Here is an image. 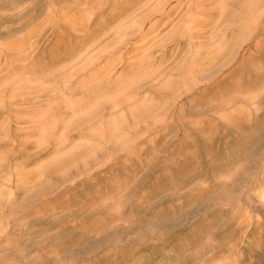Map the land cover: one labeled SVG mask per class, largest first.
<instances>
[{"label": "rangeland", "instance_id": "374dc122", "mask_svg": "<svg viewBox=\"0 0 264 264\" xmlns=\"http://www.w3.org/2000/svg\"><path fill=\"white\" fill-rule=\"evenodd\" d=\"M51 1L0 0L7 94L85 75L119 100L113 116L106 89L96 135L76 127L41 144L13 131L24 140L0 171V264H264V1L211 23L188 13L192 43L174 32L178 0L162 18L142 9L165 0ZM118 38L128 45L111 53Z\"/></svg>", "mask_w": 264, "mask_h": 264}, {"label": "bare ground", "instance_id": "6f19581e", "mask_svg": "<svg viewBox=\"0 0 264 264\" xmlns=\"http://www.w3.org/2000/svg\"><path fill=\"white\" fill-rule=\"evenodd\" d=\"M93 1V0H92ZM111 1V0H110ZM145 1V0H144ZM149 1V0H148ZM152 1V0H151ZM155 0H153L154 2ZM160 1V0H159ZM169 0H165V1H160L159 3H157L155 6H154V9L153 10H150V9H142V10H145L146 12L148 11V14L149 15H154L155 13H159L161 15V18L164 16L166 17V15H170V11L168 12L167 9H166V5H167V2ZM244 0H178V5H176L179 9H180V12H184V14L180 17L179 19L177 20L176 24H175V21L176 19L172 20L174 21V23H172L175 27L174 28V32L176 34H179L181 36H179V38H187L189 41L188 43H192L193 40L195 39L196 35H197V31L198 30H193V26L191 27H188V28H185L184 25L185 23L187 22H184V19L185 17L183 16H186L188 13L191 14L190 16H192L194 13H202V11L204 10L206 12V14H202L204 16L207 17V21L211 20V22L213 21V17L215 18V15L218 14V12L221 14V17L226 15L228 11L231 10L232 7L234 6H240L241 8L243 6H241L242 2ZM247 1V0H246ZM251 1V0H250ZM249 1V2H250ZM264 1V0H263ZM262 1V2H263ZM4 2V0H3ZM7 2V1H6ZM50 2H52L50 0ZM54 2V1H53ZM56 2V1H55ZM54 2V4H55ZM66 2V1H65ZM94 2V1H93ZM96 2V1H95ZM100 2V1H99ZM122 2V1H121ZM124 2V1H123ZM150 2V1H149ZM156 2V1H155ZM154 2V3H155ZM182 2H185L184 5H181L183 4ZM212 2V3H211ZM248 2V3H249ZM2 3V1H1ZM59 3V2H58ZM67 3V2H66ZM116 3V2H115ZM118 3V2H117ZM120 3V2H119ZM128 3V2H127ZM126 3V4H127ZM147 3V2H146ZM169 3V2H168ZM253 3L255 4L256 6L259 4H262L261 2L258 4L255 3V0L251 1L250 4ZM5 4V3H4ZM54 4H53V8L54 7ZM62 4V3H61ZM70 4V3H69ZM100 4V3H99ZM125 4V3H124ZM123 4V6H124ZM125 4V6H127ZM131 4V3H130ZM145 4V3H144ZM210 4V5H209ZM74 5V4H72ZM71 5V6H72ZM106 5V4H105ZM118 5V4H117ZM116 5V6H117ZM148 4L145 5V7L147 6ZM150 5V4H149ZM213 5V6H211ZM243 5H244V2H243ZM56 6V5H55ZM77 6V5H76ZM115 6V4L113 5V7ZM175 6V7H176ZM208 6V7H207ZM245 6V5H244ZM251 7V12L253 11V9H255L256 7H253V5H249ZM258 6V7H259ZM59 7V6H58ZM56 7V9L58 8ZM83 7V6H82ZM85 7V6H84ZM98 7V6H97ZM119 7V6H117ZM122 7V5H121ZM119 7V8H121ZM144 7V6H143ZM151 7V6H150ZM174 6H173V9H176ZM206 7V8H205ZM245 7H248L247 5ZM263 7V5L261 6V8ZM92 8V7H91ZM103 8V7H102ZM105 8V7H104ZM126 8V7H124ZM177 8V9H178ZM264 8V7H263ZM130 9V8H129ZM172 9V7H171ZM170 9V10H171ZM260 8H258L259 10ZM92 10V9H90ZM112 10V9H111ZM115 10V9H114ZM112 10V11H114ZM122 10V9H120ZM119 10V11H120ZM128 10V9H127ZM126 10V11H127ZM142 10H138V11H142ZM246 10H249V8H247ZM257 10V8H256ZM85 11V10H84ZM116 11H118L116 9ZM118 11V12H119ZM233 11V10H232ZM241 11V10H240ZM250 11V10H249ZM88 12V10H87ZM115 12V11H114ZM116 12V13H118ZM125 12L122 11V12H119L120 14H123ZM177 12H179L177 10ZM239 12V11H237ZM245 12V10H244ZM256 12H260V11H256ZM261 12H263L261 10ZM112 13V12H111ZM173 13V11L171 12ZM242 13V11L240 12ZM239 13V14H240ZM113 14V13H112ZM119 14V15H120ZM125 14V13H124ZM123 14V15H124ZM174 14V13H173ZM171 14V15H173ZM182 14V13H180ZM229 14V13H228ZM237 14V13H235ZM238 14V15H239ZM253 14V13H252ZM251 14V15H252ZM257 14V13H256ZM255 14V17L257 20H255L256 22H254L252 20V22L254 23H257L258 21V18ZM259 14V20H261V13H258ZM113 15H117V14H113ZM158 15V14H156ZM159 15V16H160ZM175 15V14H174ZM201 15V16H202ZM236 15V16H238ZM241 15V14H240ZM243 15V14H242ZM176 16V15H175ZM188 16V15H187ZM194 16V15H193ZM212 16V18H211ZM227 16V15H226ZM248 17V15L244 14V17ZM250 16V15H249ZM113 17V16H112ZM205 17V18H206ZM220 17V18H221ZM230 17V15H229ZM234 17V16H233ZM252 17L254 18V15H252ZM264 17V16H263ZM262 17V18H263ZM160 18V17H159ZM176 18V17H175ZM193 17H191V19H189V21L191 20H194L192 19ZM204 18V19H205ZM188 20V18H187ZM162 21V19H161ZM160 21V22H161ZM206 21V23H207ZM159 22V20H158ZM198 22V21H196ZM196 22L194 21L193 23L197 26L198 28V25L196 24ZM210 22V21H209ZM210 22V23H211ZM251 22V21H250ZM162 23V22H161ZM193 23H189L190 25L193 24ZM204 23V22H203ZM201 23V25L203 24ZM260 23V22H258ZM255 24V25H258ZM83 24V23H82ZM82 24H80L82 26ZM108 24V23H107ZM145 24V23H144ZM160 24V23H159ZM200 24V23H199ZM205 24V23H204ZM142 25V24H141ZM172 25V26H173ZM194 25V27H195ZM200 25V26H201ZM216 25V24H215ZM79 26V25H78ZM84 26V25H83ZM101 26V25H100ZM99 26V27H100ZM103 26V25H102ZM135 26V25H134ZM155 25H150L151 28H149V32L147 34H152V33H155L158 29L156 28V26L154 27ZM199 26V27H200ZM205 26V25H204ZM203 26V27H204ZM220 26V25H219ZM247 26H248V23H247ZM264 26V25H263ZM3 27V26H2ZM77 27V25H76ZM86 28V25L84 26ZM98 27V29H99ZM104 27V26H103ZM101 27V29L103 28ZM108 27V26H107ZM242 27V26H241ZM84 28V30H85ZM144 28V27H143ZM159 28V27H158ZM202 28V26L200 27ZM246 28V27H245ZM74 31H76L75 29L76 28H73ZM73 29L71 30L73 32ZM105 29V28H104ZM125 29V28H124ZM142 29V28H141ZM157 29V30H156ZM196 29V27L194 28ZM199 29V28H198ZM207 30L206 31H210L208 28H206ZM247 29V28H246ZM77 30H80V28L77 27ZM83 30V29H82ZM88 30V29H87ZM100 30V29H99ZM97 30V31H99ZM135 30V29H134ZM144 30V29H143ZM244 30V29H243ZM0 31H1V28H0ZM81 31V30H80ZM139 31V30H138ZM141 31V30H140ZM250 31V30H249ZM257 31V30H256ZM3 32V31H2ZM82 32V31H81ZM93 32V31H92ZM100 32V31H99ZM136 32V31H135ZM144 35H140V38L141 39H145L147 34L144 30ZM197 32V33H196ZM84 33V32H83ZM94 33H97V32H94ZM94 33H85V35L81 36V38L83 39H88L87 42L89 43H97L99 41H101V35H94ZM129 33V32H128ZM132 33V32H131ZM139 33V32H138ZM142 33V31H141ZM1 32H0V36H1ZM125 34V32H124ZM159 34V33H158ZM158 34H155L154 36H152V38L149 40V41H153V39L158 35ZM134 35V33H133ZM139 35V34H138ZM135 36V35H134ZM159 36V35H158ZM213 36V35H212ZM79 37V38H80ZM105 37V36H104ZM112 37V36H111ZM128 37V35H127ZM133 37V36H132ZM138 37V36H137ZM244 37V36H243ZM115 38V37H113ZM122 38V36H121ZM126 38V36H125ZM136 38V36H135ZM82 39V40H83ZM127 39V38H126ZM162 40L163 42V39L162 38H158L157 41L159 40ZM112 41H109L108 44H106V48H108V50H114L112 51L111 53L115 52L119 47L123 46L124 44H126V42L121 41L118 39H111ZM128 40V39H127ZM86 42V40H84ZM118 42V44H116V42ZM126 41V40H125ZM155 41V42H157ZM83 42V41H81ZM86 42V43H87ZM105 42V41H104ZM153 42V43H155ZM85 43V44H86ZM88 43V44H89ZM131 43V41H130ZM138 43V42H137ZM83 44V43H82ZM87 44V45H88ZM135 44V42H134ZM148 43L146 42V45ZM225 44V43H224ZM32 45V44H31ZM30 45V46H31ZM95 45V44H94ZM128 45V44H126ZM125 45V46H126ZM24 46V45H22ZM33 46V45H32ZM79 46V45H78ZM144 46V45H143ZM148 46V47H147ZM147 46H145L147 48V50H150L152 49V47H149L150 45L148 44ZM80 47V46H79ZM142 47V46H141ZM140 47V48H141ZM25 48V47H24ZM34 48V46H33ZM150 48V49H149ZM17 49V48H16ZM19 49V48H18ZM26 49V48H25ZM81 49V48H80ZM79 49V50H80ZM136 49H139L138 47ZM13 50V49H12ZM83 50V49H82ZM105 50V49H104ZM103 50V51H104ZM141 50V49H140ZM15 51V50H14ZM26 51H29V50H26ZM67 51V50H66ZM71 51V50H70ZM84 51V50H83ZM102 51V49H101ZM106 51V50H105ZM234 51V50H233ZM237 51V50H236ZM16 52V51H15ZM13 53L14 55L17 53ZM22 52V51H20ZM150 53H152V50L149 51ZM69 52H67L66 54H68ZM71 53H74V52H71ZM80 53V52H79ZM143 53V52H142ZM146 53V51H145ZM21 54V53H20ZM75 54V53H74ZM99 54V53H98ZM153 54V53H152ZM151 54V58H153ZM18 55V53H17ZM71 55V54H70ZM22 58L25 59V55H21ZM143 57V56H142ZM148 57V56H147ZM21 59V58H20ZM23 59V60H24ZM30 59V58H29ZM28 59V60H29ZM112 59V58H110ZM19 60V59H18ZM143 60V59H142ZM145 60V59H144ZM143 60V61H144ZM148 60L150 61V59L148 58ZM148 60H145L146 62ZM25 61V60H24ZM31 61V60H29ZM29 61H25L27 63H29ZM152 61V60H151ZM142 62V61H141ZM145 62V63H146ZM143 63V64H145ZM149 63V62H148ZM94 64V63H93ZM3 65V64H2ZM22 65V64H21ZM20 65V66H21ZM31 65V64H29ZM19 66V67H20ZM96 66V65H95ZM32 67H33V64H32ZM31 67V68H32ZM26 68V66L24 67ZM23 67L22 68H19V69H24ZM29 68V67H28ZM95 68V67H94ZM93 67L91 68H88V72L91 71L92 72V69H94ZM13 69V68H12ZM18 69V68H17ZM47 69V67H46ZM16 70V69H15ZM13 69V71H15ZM25 70V69H24ZM28 70V69H27ZM30 72V71H29ZM86 72V71H85ZM80 73V72H78ZM63 74V73H62ZM70 75V73H69ZM68 74H66V76L68 77L69 76ZM72 75V74H71ZM88 75V74H87ZM90 75V73H89ZM65 76V77H66ZM74 76V75H72ZM85 76V75H84ZM84 76L81 77V83L82 85L81 86H78L80 83H77L76 85V82L74 81H69L70 79L66 80L63 79V83H61V85H54L51 87H48V90H45V89H35L34 86L32 87L31 86H28L26 88H24L25 90H33L35 89V93H41V95H36L33 94L34 96L32 97H29L27 96V98L25 97V94L27 93H20V92H17L16 90L15 91H12L9 95L7 94V89L5 88V81H0V145L3 144L4 142L8 141L10 143V147L8 149L7 152H4L0 149V171H4V170H7V168L9 167V163H10V156H12L16 150H17V147L19 144L22 143V139H18L15 135H12L13 131H24L26 132L29 137L28 138H33V136H35L36 133L40 134V137L38 139H35V141L37 142H40L41 144L43 143H52V141L54 140H58V135L61 134L62 136H66L68 134V131L71 130L72 128H76V127H81L83 128L84 130L86 131H90L91 133L95 134L96 135V131L93 130L94 129V123L96 121L97 125L100 124L102 122H104V118L102 119V111L104 110L105 108V104L102 105V102L104 101L105 98H109V96H107V90H108V95H110V100H106L107 103L109 104V108L112 112V115H116L115 113V110L117 108V93H116V87H110L109 89L105 88L106 86L103 84V81L105 80H100V81H97L98 83L96 82H92L90 79V81L86 82L84 80ZM92 76V75H91ZM107 76V74H106ZM2 77V76H0ZM44 77V76H43ZM70 77V76H69ZM76 77V76H74ZM86 77V76H85ZM98 77V76H97ZM3 79H5L4 77H2ZM0 78V80L2 79ZM107 78V77H106ZM2 79V80H3ZM76 79V78H74ZM73 79V80H74ZM79 79V78H78ZM76 79V80H78ZM108 79V78H107ZM15 81V80H14ZM65 81V82H64ZM108 81V80H107ZM34 82V81H33ZM117 82V81H115ZM38 83V81H37ZM96 83V84H95ZM35 84V83H34ZM106 84V83H105ZM111 84V82H110ZM113 84V82H112ZM115 84V83H114ZM8 85V84H7ZM36 85V84H35ZM109 87L110 85L107 84ZM117 85V84H116ZM118 86V85H117ZM43 87V86H42ZM8 88V87H7ZM6 89V91H5ZM107 89V90H106ZM14 90V89H13ZM116 90V91H115ZM27 92V91H26ZM119 92V91H118ZM33 93V92H32ZM68 94L69 96H66L65 94ZM78 94V96H77ZM117 94V95H116ZM29 95V93H28ZM41 96H44V97H41ZM118 100H119V95H118ZM105 102V101H104ZM106 110V109H105ZM101 117V118H100ZM104 117V116H103ZM115 120V117H113V121ZM18 121H22L23 123L25 122L26 123V126L22 125V126H19V128H15V123L18 122ZM92 121H95V122H92ZM100 122V123H99ZM51 124H55V129L57 128V132L56 130L52 127H50ZM103 125V123H102ZM93 126V127H92ZM50 128H51V131H50ZM98 128V127H97ZM96 129V128H95ZM49 130V131H48ZM98 130V129H96ZM53 138H56L52 141H50L51 139ZM25 139H27V137H25ZM22 140V141H21Z\"/></svg>", "mask_w": 264, "mask_h": 264}]
</instances>
